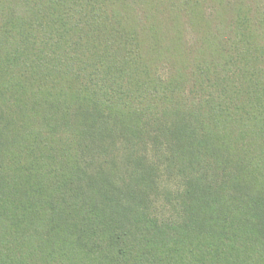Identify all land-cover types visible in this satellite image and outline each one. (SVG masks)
I'll use <instances>...</instances> for the list:
<instances>
[{
    "label": "trees",
    "instance_id": "trees-1",
    "mask_svg": "<svg viewBox=\"0 0 264 264\" xmlns=\"http://www.w3.org/2000/svg\"><path fill=\"white\" fill-rule=\"evenodd\" d=\"M0 264H264V0H0Z\"/></svg>",
    "mask_w": 264,
    "mask_h": 264
}]
</instances>
